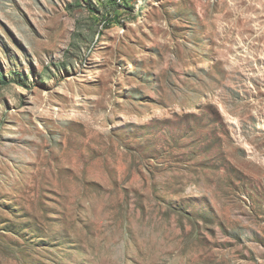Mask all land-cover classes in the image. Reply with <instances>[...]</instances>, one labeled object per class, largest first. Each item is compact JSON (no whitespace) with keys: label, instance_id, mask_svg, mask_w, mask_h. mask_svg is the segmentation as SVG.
<instances>
[{"label":"rangeland","instance_id":"obj_1","mask_svg":"<svg viewBox=\"0 0 264 264\" xmlns=\"http://www.w3.org/2000/svg\"><path fill=\"white\" fill-rule=\"evenodd\" d=\"M118 5L0 0V264H264V0Z\"/></svg>","mask_w":264,"mask_h":264},{"label":"trees","instance_id":"obj_2","mask_svg":"<svg viewBox=\"0 0 264 264\" xmlns=\"http://www.w3.org/2000/svg\"><path fill=\"white\" fill-rule=\"evenodd\" d=\"M83 2L87 1V0H81ZM120 1V0H119ZM98 5H100L101 7L104 8L105 13L107 15V17H109V20L112 21L113 20V24L112 25H116L118 26L119 24H121L120 17L123 15V13L125 12V5L123 6L124 8H120L121 6L118 5L117 6V0H106V3L103 4V2L101 0H97ZM107 23V20H106ZM11 81H9L6 76H4L3 74H0V85H8L10 84Z\"/></svg>","mask_w":264,"mask_h":264}]
</instances>
